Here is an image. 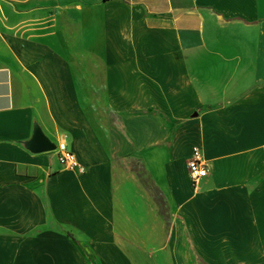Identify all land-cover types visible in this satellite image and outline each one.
I'll list each match as a JSON object with an SVG mask.
<instances>
[{"label": "crops", "instance_id": "0c3cea01", "mask_svg": "<svg viewBox=\"0 0 264 264\" xmlns=\"http://www.w3.org/2000/svg\"><path fill=\"white\" fill-rule=\"evenodd\" d=\"M0 264H264V0H0Z\"/></svg>", "mask_w": 264, "mask_h": 264}, {"label": "built area", "instance_id": "2783aa9c", "mask_svg": "<svg viewBox=\"0 0 264 264\" xmlns=\"http://www.w3.org/2000/svg\"><path fill=\"white\" fill-rule=\"evenodd\" d=\"M56 150L59 155V160L64 167L80 173L86 171V167L78 161L75 153L69 149L67 142L59 143ZM188 171L189 177L194 184L200 183L209 175L208 163L204 159L199 147H194L193 149L192 158L188 163Z\"/></svg>", "mask_w": 264, "mask_h": 264}, {"label": "water", "instance_id": "95a60500", "mask_svg": "<svg viewBox=\"0 0 264 264\" xmlns=\"http://www.w3.org/2000/svg\"><path fill=\"white\" fill-rule=\"evenodd\" d=\"M28 148L35 153L51 152L57 149V144L53 143L41 128H36L34 138L28 143Z\"/></svg>", "mask_w": 264, "mask_h": 264}, {"label": "rangeland", "instance_id": "374dc122", "mask_svg": "<svg viewBox=\"0 0 264 264\" xmlns=\"http://www.w3.org/2000/svg\"><path fill=\"white\" fill-rule=\"evenodd\" d=\"M138 171L141 173V175L143 176L144 175V172H143V169L141 168V165H139V167H138ZM144 182H145V184H147L148 185V180H147V178H144ZM150 186V185H149ZM150 188H151V186H150ZM154 193V196H155V198H156V201H158V202H162L163 201V198H162V196L159 194V193H157V191L155 190V191H153ZM167 211L165 210L164 211V213H166Z\"/></svg>", "mask_w": 264, "mask_h": 264}, {"label": "trees", "instance_id": "16d2710c", "mask_svg": "<svg viewBox=\"0 0 264 264\" xmlns=\"http://www.w3.org/2000/svg\"><path fill=\"white\" fill-rule=\"evenodd\" d=\"M70 236H71V237H74V235H73V234H70Z\"/></svg>", "mask_w": 264, "mask_h": 264}]
</instances>
